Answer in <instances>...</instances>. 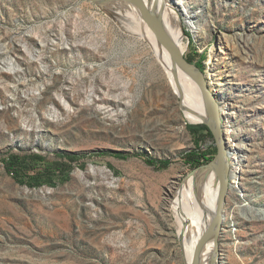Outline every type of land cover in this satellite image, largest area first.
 <instances>
[{
  "label": "rangeland",
  "instance_id": "rangeland-1",
  "mask_svg": "<svg viewBox=\"0 0 264 264\" xmlns=\"http://www.w3.org/2000/svg\"><path fill=\"white\" fill-rule=\"evenodd\" d=\"M101 4L0 0V264H186L173 200L202 166L185 153L205 135L200 151L214 159L216 141L190 130L205 124L187 121L153 50ZM187 4L203 32L185 22L176 43L216 83L240 160L218 264H264V0ZM28 151L84 158L69 181L30 187L4 162Z\"/></svg>",
  "mask_w": 264,
  "mask_h": 264
},
{
  "label": "bare ground",
  "instance_id": "bare-ground-1",
  "mask_svg": "<svg viewBox=\"0 0 264 264\" xmlns=\"http://www.w3.org/2000/svg\"><path fill=\"white\" fill-rule=\"evenodd\" d=\"M125 1L99 0L98 2L103 3L101 7L105 10H114L113 12L117 15L116 20L120 28L124 31H130V33L136 35V38H141L153 50L157 60L162 64L173 90L182 97L180 107L183 114L186 115L187 121L204 124L209 120V110L198 82L191 74L174 62L170 52L157 40L155 33L141 15L139 8L133 9L130 3ZM144 2L149 9L153 10L161 18L174 43L185 56L187 44L184 43L183 46H178L176 41L184 33L183 26L185 22L196 36L203 32L202 22L197 20L199 11L194 10L191 5L187 4V0H144ZM62 39V44H66L64 35H62ZM194 66L201 73L198 66L195 64ZM202 74L204 73L202 72ZM204 77L207 80L205 74ZM208 86L210 92L219 102L221 116H226L228 107L225 100L223 101L220 98V92L214 89L216 83L212 81L211 85H209L208 82ZM223 125L225 126L224 129L227 130L226 123H223ZM226 140L228 139L226 138ZM231 147L237 150L236 146L233 147L232 145ZM227 150L230 154V160H233L232 162L235 164L236 162L239 163V158L233 157V155L231 157L232 153L229 143ZM234 168L237 169L235 166ZM235 169L233 170L232 178L237 176ZM217 174L218 166L212 172H209L208 168H202L197 172L193 171L179 186L177 195L174 196L173 208L176 212L178 224L182 228L181 234L184 238L186 264H192L199 241L214 221L220 186V179ZM226 218L227 215L224 209V221ZM217 255L215 236H213L205 244L202 254L199 256V263L211 264L215 261Z\"/></svg>",
  "mask_w": 264,
  "mask_h": 264
},
{
  "label": "water",
  "instance_id": "water-1",
  "mask_svg": "<svg viewBox=\"0 0 264 264\" xmlns=\"http://www.w3.org/2000/svg\"><path fill=\"white\" fill-rule=\"evenodd\" d=\"M99 1V0H93ZM137 6L141 12V15L145 19L146 23L155 33L157 40L162 44L171 54L174 62L186 70L192 77L198 82L202 93L204 95L206 106L209 110V120L204 124L211 130L214 139L216 141L217 154L214 159L197 168L195 172L202 168H208L209 172H212L216 166H218V177L220 179L219 195L217 212L214 217L213 223L210 225L209 229L206 230L195 251V256H193L192 264H200L199 256L202 254L205 244L209 239L215 236V245L218 255L211 264H217V262L222 257V249L220 243V236L223 232V221H224V207L226 204V199L228 197L229 188L232 183V163L230 160V154L227 150L228 143L226 140L224 128L222 125L223 117L221 116L220 105L216 100L214 95L210 92L208 81L204 77L202 72H198L194 66V63L190 62L178 49L174 43L172 37L169 35L163 21L161 18L145 4L144 0H127ZM203 124V123H202Z\"/></svg>",
  "mask_w": 264,
  "mask_h": 264
},
{
  "label": "trees",
  "instance_id": "trees-1",
  "mask_svg": "<svg viewBox=\"0 0 264 264\" xmlns=\"http://www.w3.org/2000/svg\"><path fill=\"white\" fill-rule=\"evenodd\" d=\"M193 62L192 59H188ZM190 130L194 134H199L201 131H207L209 134L213 135L211 130L206 125L194 126L188 125ZM197 129V130H196ZM205 135H200L196 138L197 149H193L185 153V161L194 166L195 168L209 163L212 161L209 157L211 151H203L200 149L201 138ZM217 153V147H215ZM100 155H105L107 153H99ZM119 157H126L123 152H115ZM149 165L168 168L170 166V160H157L151 157L141 155ZM62 158H66L69 163L62 161H48V157L44 154H39L36 152H25L24 154L12 153L9 154L7 158L4 159L6 169L8 173L12 174L15 180L21 184H27L30 187H40L44 184L55 187L58 183H65L71 179V173L73 171V166L71 163L81 160L84 158L83 155L78 154H63L60 155Z\"/></svg>",
  "mask_w": 264,
  "mask_h": 264
}]
</instances>
